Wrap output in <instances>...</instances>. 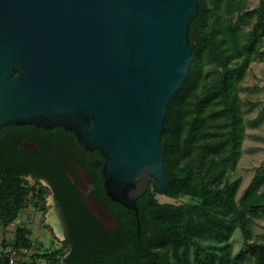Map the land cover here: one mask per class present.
I'll return each instance as SVG.
<instances>
[{
    "label": "water",
    "instance_id": "water-1",
    "mask_svg": "<svg viewBox=\"0 0 264 264\" xmlns=\"http://www.w3.org/2000/svg\"><path fill=\"white\" fill-rule=\"evenodd\" d=\"M198 13V0H0V129L73 133L103 158L106 195L139 225L149 181L159 191L170 182L161 136Z\"/></svg>",
    "mask_w": 264,
    "mask_h": 264
},
{
    "label": "trees",
    "instance_id": "trees-1",
    "mask_svg": "<svg viewBox=\"0 0 264 264\" xmlns=\"http://www.w3.org/2000/svg\"><path fill=\"white\" fill-rule=\"evenodd\" d=\"M198 3L199 13L188 33L193 55L190 71L171 99L161 136L168 186L159 191L149 181L136 202L139 225L134 211L112 202L101 188L99 202L118 227L92 245L73 242L63 264H264V242H252L251 231L254 220L264 217V174L257 172L238 200L239 181L229 179L240 158L245 130L238 86L250 64L264 60L260 51L264 1L254 10H246L244 0ZM8 176L0 163L3 227L30 204L44 209L42 188ZM155 194L191 197L198 204H160ZM236 231L242 246L231 255ZM2 246L32 249L38 255L51 250L36 246L26 225H18L14 239L3 241ZM0 264H9L6 256H0Z\"/></svg>",
    "mask_w": 264,
    "mask_h": 264
},
{
    "label": "flooded vegetation",
    "instance_id": "flooded-vegetation-1",
    "mask_svg": "<svg viewBox=\"0 0 264 264\" xmlns=\"http://www.w3.org/2000/svg\"><path fill=\"white\" fill-rule=\"evenodd\" d=\"M96 151L89 152L73 133L62 128H38L33 125L0 129V163L11 179H28L37 188L49 192L58 220V228L67 244L107 238L118 224L99 202L103 188L102 165ZM91 201L104 207L115 220L99 221ZM51 231L54 227L51 226Z\"/></svg>",
    "mask_w": 264,
    "mask_h": 264
},
{
    "label": "rangeland",
    "instance_id": "rangeland-1",
    "mask_svg": "<svg viewBox=\"0 0 264 264\" xmlns=\"http://www.w3.org/2000/svg\"><path fill=\"white\" fill-rule=\"evenodd\" d=\"M264 0H244L246 10L259 9ZM236 17V16H235ZM249 27L248 29H250ZM264 51V45L260 49ZM205 71L210 69L205 66ZM214 75H209L208 80ZM238 98L242 113L244 139L241 145V154L234 171L229 173L230 181H239L236 199L242 195L257 172L264 174V60L252 62L247 70L244 79L238 86ZM30 186H35V182L28 179ZM155 199L160 204L172 206H187L198 204L196 199L191 197H179L177 199L166 197L162 194H155ZM41 202V201H40ZM43 210L30 204L18 214L16 225H26L31 229V238L36 246L43 248H53L55 252L48 254L40 251L39 255L31 254L28 259H24L26 264H63V260L68 252L63 237L58 228V220L54 212V206L49 192L44 193L41 204ZM51 226L54 231H51ZM252 242H264V217L254 220L252 227ZM242 246L240 234L236 231L230 243V254L234 255Z\"/></svg>",
    "mask_w": 264,
    "mask_h": 264
},
{
    "label": "built area",
    "instance_id": "built-area-1",
    "mask_svg": "<svg viewBox=\"0 0 264 264\" xmlns=\"http://www.w3.org/2000/svg\"><path fill=\"white\" fill-rule=\"evenodd\" d=\"M54 249L52 248L50 252ZM33 253L32 249L20 248L13 249L11 247L4 248L0 245V256L4 255L9 261V264H17L18 261H22L24 259H28V257Z\"/></svg>",
    "mask_w": 264,
    "mask_h": 264
},
{
    "label": "crops",
    "instance_id": "crops-1",
    "mask_svg": "<svg viewBox=\"0 0 264 264\" xmlns=\"http://www.w3.org/2000/svg\"><path fill=\"white\" fill-rule=\"evenodd\" d=\"M25 211H27L25 209ZM18 220V217L8 226L3 227L0 224V245H2L3 241H12L15 237L16 228L18 225L15 222ZM24 261V260H23Z\"/></svg>",
    "mask_w": 264,
    "mask_h": 264
}]
</instances>
